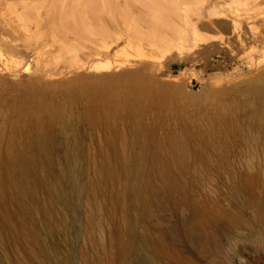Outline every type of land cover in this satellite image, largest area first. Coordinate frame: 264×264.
I'll return each instance as SVG.
<instances>
[{
	"label": "rangeland",
	"instance_id": "obj_1",
	"mask_svg": "<svg viewBox=\"0 0 264 264\" xmlns=\"http://www.w3.org/2000/svg\"><path fill=\"white\" fill-rule=\"evenodd\" d=\"M250 8L236 35L183 59L127 47L121 70L0 45V264H264V0Z\"/></svg>",
	"mask_w": 264,
	"mask_h": 264
},
{
	"label": "bare ground",
	"instance_id": "obj_2",
	"mask_svg": "<svg viewBox=\"0 0 264 264\" xmlns=\"http://www.w3.org/2000/svg\"><path fill=\"white\" fill-rule=\"evenodd\" d=\"M220 2L221 0H0V45L9 52V57L10 54L13 57L29 56L45 64L52 60L61 61V58L77 62L81 58V63L77 66L84 69L87 66L90 71L95 69L98 72L112 70V66H121L119 61L114 62L110 58H118L127 47L132 48V53H129L132 61L145 58L148 59L147 62H151L150 58L153 60L162 57L160 59L165 60L174 55L183 59L191 49L217 40V36L211 37L213 34L208 35L205 33L207 31L222 26L230 28L233 25L232 35H236V29L245 22L235 20L233 12L245 9V14L253 19L249 13L252 8L251 0H233L231 3L226 2L224 6ZM237 22H241L239 27ZM10 60L12 59H7L8 62ZM19 61L16 64L20 65ZM132 66L135 71L133 64ZM121 68L122 66L118 67L120 70ZM130 71L119 74L123 78L127 77V81H132L137 75ZM262 122L264 125V121ZM139 264H153V259L141 257Z\"/></svg>",
	"mask_w": 264,
	"mask_h": 264
}]
</instances>
